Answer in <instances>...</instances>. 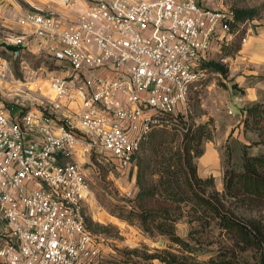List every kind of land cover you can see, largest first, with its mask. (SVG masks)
Segmentation results:
<instances>
[{"label": "built area", "instance_id": "built-area-1", "mask_svg": "<svg viewBox=\"0 0 264 264\" xmlns=\"http://www.w3.org/2000/svg\"><path fill=\"white\" fill-rule=\"evenodd\" d=\"M84 3L70 19L45 10L19 19L13 56L35 38L55 68L39 108L0 98V264L97 263L81 159L125 169L154 128L187 131L190 94L211 73L205 62L241 26L232 8L204 0Z\"/></svg>", "mask_w": 264, "mask_h": 264}, {"label": "rangeland", "instance_id": "rangeland-1", "mask_svg": "<svg viewBox=\"0 0 264 264\" xmlns=\"http://www.w3.org/2000/svg\"><path fill=\"white\" fill-rule=\"evenodd\" d=\"M204 3L211 7L257 10L255 18L241 23L238 33L228 44L229 52L210 56L211 60L227 67L228 75L211 70L208 78L189 97L188 119L194 125H204L209 135L203 144L204 153L195 159L201 177H214V186L207 188L208 194L214 190L220 193L224 191L226 171L242 166L245 147L251 154L264 153V144L256 143L261 139L260 129L245 123L247 107L253 103L264 106V0H204ZM84 4V0H74L71 5L60 0H0L2 100L39 108L52 96L49 79L55 67L49 55L38 51L37 39H32L31 51L25 50L18 57L12 54L16 39L24 33V28L19 24L20 17L28 12L45 10L70 19ZM39 86L42 90H39ZM162 129L164 143L158 148L145 145L140 156L153 157L160 149L159 159L163 160L164 155L169 157L182 146L181 131L170 127ZM229 152L231 157L228 156ZM81 161L88 171L91 184L85 213L89 227L98 236L101 258L118 256L120 250L135 247L148 252L176 249L163 236L152 239L144 234L138 224L118 216L122 209L128 210L134 204L138 191L136 162L128 168L118 169L112 162L96 157H84ZM158 179L159 173L156 172L148 177V182ZM185 208L186 212L178 219L176 228L181 236L188 237L193 226L200 225L199 222H190L188 211L191 205L187 204ZM259 210L247 214L264 216V206ZM212 232V239L217 244L225 240L219 227H214ZM243 255V264H255L257 254L254 251L248 250ZM153 263L161 264L158 260Z\"/></svg>", "mask_w": 264, "mask_h": 264}, {"label": "trees", "instance_id": "trees-1", "mask_svg": "<svg viewBox=\"0 0 264 264\" xmlns=\"http://www.w3.org/2000/svg\"><path fill=\"white\" fill-rule=\"evenodd\" d=\"M232 9L238 23L257 15L254 8ZM228 46L224 45L221 53L229 52ZM205 65L210 71L228 75L227 67L221 63L210 59ZM173 119L180 125H187L182 114ZM188 123V130L181 131L182 146L169 157L164 155L163 160L159 159L160 149L153 157L140 156L145 145L158 148L164 143V126L148 133L135 155L138 191L134 204L118 213L120 218L138 224L148 237L163 236L176 249H156L154 252L140 247L123 249L118 256L101 258L95 264H154L155 260L161 264H243V253L248 250L257 254L255 264H264V216L247 214L264 206V153L251 154L245 147L242 166L226 171L224 191L214 190L207 194V188L214 186V177H201L195 159L204 153L203 144L209 135L204 125H194L189 119ZM245 123L260 129L261 139L256 143L264 144L262 104L253 103L246 108ZM170 128L179 131L176 127ZM228 156L231 157L230 152ZM156 172L159 179L149 183L148 177ZM187 204L191 205L190 222H199L200 227L194 225L188 237H183L176 226L186 212ZM86 224L93 231L87 216ZM216 226L225 237L219 244L212 239Z\"/></svg>", "mask_w": 264, "mask_h": 264}, {"label": "water", "instance_id": "water-1", "mask_svg": "<svg viewBox=\"0 0 264 264\" xmlns=\"http://www.w3.org/2000/svg\"><path fill=\"white\" fill-rule=\"evenodd\" d=\"M160 243H162V241H160Z\"/></svg>", "mask_w": 264, "mask_h": 264}]
</instances>
